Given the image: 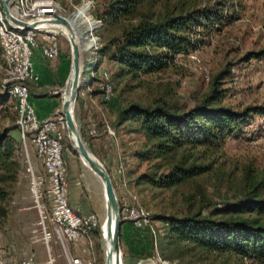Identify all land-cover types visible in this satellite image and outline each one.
<instances>
[{"label":"trees","instance_id":"16d2710c","mask_svg":"<svg viewBox=\"0 0 264 264\" xmlns=\"http://www.w3.org/2000/svg\"><path fill=\"white\" fill-rule=\"evenodd\" d=\"M92 1L90 14L100 25L93 32L99 40L94 62L86 64L95 76L90 84L99 82L104 62L108 65L109 75L104 72L112 93L114 85L122 87L118 97L122 90L138 86L141 78L170 67L178 55L204 46L212 35L220 34L238 19L242 7L241 0ZM262 58L264 50L248 52L241 60ZM0 64L2 67L1 53ZM225 73L223 70L208 80L207 92L188 109L167 107L160 99L148 105L134 101H124L113 109L108 105L107 112H113V119L107 125L119 136L127 186L141 193L187 186L202 177L212 176L220 181L222 172L215 165L226 140L243 137V128L254 117H264V106H246L238 111L221 104L224 91L219 89V80ZM112 98L107 102L99 100L106 105ZM0 114L15 122V102L1 87ZM81 136L86 146L94 138L88 137L83 128ZM19 155L11 135L1 133V217L6 215L1 204L8 198V187L22 169ZM231 175H225L229 186H234L230 198L212 205L197 192L195 208H191L190 197L184 198L182 209L153 216L149 213L151 224L160 225V234L154 226V237L146 232L150 247H154L161 261L264 264V167L256 171L247 165L241 168L238 178ZM140 231L144 230L134 229L133 236L138 238ZM94 236L99 238L98 231ZM137 241L139 238L133 247L129 246L131 242L126 245L129 253L132 254L130 248H138ZM140 251L141 255L131 256L141 259L144 255Z\"/></svg>","mask_w":264,"mask_h":264},{"label":"rangeland","instance_id":"374dc122","mask_svg":"<svg viewBox=\"0 0 264 264\" xmlns=\"http://www.w3.org/2000/svg\"><path fill=\"white\" fill-rule=\"evenodd\" d=\"M55 1L59 3V15L69 20L72 19L76 9L78 10L82 5L81 0ZM241 5L242 7L239 9L238 19L226 27L220 34L212 35L208 42L199 49L186 55H178L167 69L149 75L144 79L141 78L138 86L125 89V91L122 90L121 97L117 96L122 88L121 85L116 86L113 84V98L108 104L111 109L115 106H121L124 101H134L142 105H148L155 99L162 100L167 107L176 109L191 108L209 89L210 81L208 80H211L213 76L223 70L227 71V73L219 80L221 82L219 89L224 91L221 104L230 106L238 111L246 106H264V58L261 60H241L248 52L264 50V0H241ZM90 10L86 12V15L92 22L97 21L92 18ZM75 29L79 31L77 37L81 48L82 67L77 101L79 100V93L86 94V88L89 85L94 96L99 97V92H97L98 90L96 88L97 83L90 84L91 75L95 77L91 70V66L88 65L86 67V64L94 61H92V55L89 53L90 51L83 49L86 36L80 33L85 29V25H75ZM93 32L94 31L91 32L92 35ZM93 36H90L89 33L88 39H94L95 36ZM57 40L61 49L62 58L65 61L66 69L64 75L66 77L70 59L69 47L60 34L57 36ZM190 55L194 56L195 60H191L189 57ZM100 68V70H104L108 73V65L106 63L103 62ZM1 75L2 67L0 64V78ZM59 83L61 85L63 84L61 81ZM57 98L58 104L60 105V96ZM77 106L78 103L77 105L75 103V121L78 119ZM109 112H106L107 115L104 120L106 124L111 123L113 119V112ZM56 114H59V112ZM76 124L81 136V126L83 123L80 122L79 124L76 122ZM11 127L12 129L8 130ZM112 131L114 134L112 141L115 140L117 151L120 152L119 136L116 135L115 130L112 129ZM1 133L6 135L9 134L13 138L19 150L22 169L16 181L8 187V198L6 202L1 204L6 210V215L3 217L0 216V246L3 248L8 245L13 246L15 249L11 256L14 259H19L21 257L20 252L23 250L28 252L31 251L35 264H47V256L43 245L38 241L39 234L34 233V230L37 229V214L33 208L29 190L28 166L44 181L45 174L40 162L37 161L34 156L32 145L27 139L22 141L19 138L14 122H11L10 119L3 114H0V134ZM109 144L111 145L113 143L110 142L105 144V151ZM62 146L65 149L63 152V159H66L65 161L67 163V166L65 163V168H67L66 170L68 171V173H66L68 177V181H66L67 186L71 193L82 196L81 186L83 187V185H85V181L88 185L89 183L86 176L84 177V172L78 162L77 155L73 153L69 146L66 134ZM223 150L222 154L216 160L215 165L218 170L222 172V177L219 182L212 176L202 177L195 179L192 184L187 186H178L170 190H147L141 193L127 186V184L122 187L119 183L122 188L121 192L123 198L120 200V203L118 201V204L124 202L123 204L126 205L130 202L129 196H134L137 203L153 216L156 213H170L177 209H182L184 198L192 197L191 208H195L198 203L197 192H200L203 198L212 205L221 202L225 197L230 198L234 193V186H229L225 176L227 173L231 172V176L238 178L243 166L249 165L256 171L264 167V120H262V118L260 119L258 116L254 117L253 121L243 128V137L235 140H226ZM112 153L113 151H111L108 158L114 161L113 164L117 167L118 163L116 160L112 159ZM98 161L100 162V160ZM34 164L36 166H34ZM143 168L144 165H141L140 170H143ZM87 176L89 177V175ZM83 179L86 180L84 181ZM45 186L46 184L44 183L43 188H45ZM92 188L93 190H90V194L93 197V201L102 206L100 189L95 181L92 182ZM122 205L119 206L121 207ZM46 225L51 234L49 246L51 247L53 264H66L61 255V249L54 241L51 223L46 222ZM151 225L154 226L158 234H160V225L157 222H152ZM140 233L141 235L138 237L139 241L136 243L138 248L135 246L133 249L130 248L132 254L129 253L124 242H122V245L120 244L124 264H136L144 260H150L155 264H159L158 261L161 260L155 255L154 247H150L149 245L150 239L148 233L146 231H140ZM130 235L132 236V244H129V246L133 247V244L135 245V241L138 238L133 236V231H131ZM33 236L36 237L38 242H30ZM94 246L96 264H102L99 238L94 240ZM68 250L71 251V255H75V251H72L70 246ZM140 250H143L142 254L144 255L141 259L131 256L134 253L140 254ZM173 264L180 263L173 262Z\"/></svg>","mask_w":264,"mask_h":264},{"label":"built area","instance_id":"2783aa9c","mask_svg":"<svg viewBox=\"0 0 264 264\" xmlns=\"http://www.w3.org/2000/svg\"><path fill=\"white\" fill-rule=\"evenodd\" d=\"M1 1V0H0ZM81 7L85 6L84 14L93 7L92 0H81ZM80 7V8H81ZM11 15L22 22H33L51 15H59V3L55 0H11L8 5ZM77 11V9H76ZM87 16V15H86ZM62 17V16H61ZM93 31L98 28L99 21H93ZM90 33V32H89ZM56 30L47 28H34L28 31H20L6 21L1 13L0 6V53L2 58L1 89L13 98L15 102L16 119L15 126L19 138L27 139L32 145L34 156L40 162L45 174V181L41 179L28 166L29 190L33 202V208L37 214V229L34 233L39 234V242L42 243L46 253L47 264H53L49 241L51 234L46 222L51 223L54 241L61 249V255L66 264H96L94 233L98 231V223L93 213L82 214L77 209H72L67 203L66 168L63 159L64 148L62 146L65 137V126L60 114L43 120L37 119L34 110L28 102L27 84H37L38 77L32 65V57L36 52L45 62L55 60L60 53ZM90 36H93L90 33ZM94 37V36H93ZM96 40L84 50L90 51L92 61L98 45ZM195 60L194 56H189ZM91 77H93L91 75ZM99 82L96 88L100 100L107 102L112 96V88L109 84L108 75L101 71L98 74ZM87 89V88H86ZM59 89L50 92L56 97ZM79 93V96H83ZM264 120V117H262ZM105 133L112 139L113 131L105 123H102ZM88 137L97 136V128L94 122H89L85 128ZM118 165L115 173L119 182L124 187L123 168L115 158ZM44 183L46 184L43 188ZM130 202L119 205L120 221L127 222L136 230H144L154 237V231L150 222V214L140 206L134 196H129ZM33 236L31 243L38 242ZM69 246L75 255H71ZM13 246H0V264H35L31 251H21L20 258L14 259L11 254ZM159 264H167L158 261Z\"/></svg>","mask_w":264,"mask_h":264},{"label":"water","instance_id":"95a60500","mask_svg":"<svg viewBox=\"0 0 264 264\" xmlns=\"http://www.w3.org/2000/svg\"><path fill=\"white\" fill-rule=\"evenodd\" d=\"M11 0H1V13L6 21L20 31H28L34 28H47L56 30L67 42L69 47V67L62 87L64 97L60 98L59 114L63 118L65 134L72 151L77 155L78 162L83 169L85 190L89 194L92 191V182L95 181L101 194V204L93 201L96 211L93 212L98 223L102 264H124L120 249V209L118 200L105 167L91 153L81 139L77 128L78 119L75 121V108L79 80L81 76V48L73 30L70 20L58 15L33 22H22L14 18L9 12L8 5ZM89 175V177L87 176ZM92 193V192H91ZM136 264H155L150 260L139 261Z\"/></svg>","mask_w":264,"mask_h":264},{"label":"crops","instance_id":"0c3cea01","mask_svg":"<svg viewBox=\"0 0 264 264\" xmlns=\"http://www.w3.org/2000/svg\"><path fill=\"white\" fill-rule=\"evenodd\" d=\"M32 65L34 71L38 77L37 84L34 85L32 83L27 84L28 89V102L32 106L35 116L39 120H43L46 118H51L56 113L59 112V104L58 98L50 94L51 91L60 89L59 82H63L64 73H65V61L61 55V49L59 56L57 59L51 62L43 61L38 54L35 52L32 57ZM62 90H59L60 94ZM62 92L60 94V97ZM108 104L103 105L99 100V97L92 95L90 85L87 86V93L82 97L79 96L78 100V122L83 123L81 126L83 129L89 122H94L97 128V136L91 139L87 145L88 149L91 153L100 160L101 164L105 167L108 172L109 177L111 178V183L114 188L116 197L120 203L122 197L121 186L119 182V178L116 176L115 170L116 166H114L113 162L108 157L111 151L112 159L115 160L116 157L119 159V164L123 167L121 162L122 158L120 152L117 151V146L115 140L112 139L105 133L103 129V122L105 120V116L107 115ZM112 142L113 144H109L107 150L105 151L104 145ZM110 150V151H109ZM34 153V151H33ZM106 153V154H105ZM64 158V157H63ZM66 160V159H65ZM64 160V161H65ZM66 163V161H65ZM34 166H36L34 164ZM67 166V163H66ZM67 169V168H66ZM67 171V170H66ZM68 173V171L66 172ZM115 176V177H114ZM115 179V180H114ZM84 180V179H83ZM123 180L124 179V168H123ZM66 181H68V177L66 176ZM85 185L82 188V196H78V194L71 193L70 189L67 186V203L72 209H77L82 214L85 213H93L96 211L95 205L91 200L89 194L85 190ZM134 229L131 228L130 224L127 222H123L120 226V244L122 242L128 245L132 241L131 231Z\"/></svg>","mask_w":264,"mask_h":264},{"label":"bare ground","instance_id":"6f19581e","mask_svg":"<svg viewBox=\"0 0 264 264\" xmlns=\"http://www.w3.org/2000/svg\"><path fill=\"white\" fill-rule=\"evenodd\" d=\"M84 10H85V6H83V7H81V8H79L74 14H73V16H72V19L70 20V23H71V25H72V28H73V30L74 31H76V29H75V25L77 26V25H80V24H84L85 25V29L80 33L81 35H84V36H86V39H85V41H84V45H83V49H86V48H88L89 46H91L93 43H95V39H88V35H89V32L91 33L92 31H93V27H94V22H92L91 20H90V18L88 17V16H86L85 14H84ZM78 21V22H77ZM77 22V23H76ZM75 24V25H74ZM79 31L77 30L76 31V37H77V34H79L78 33ZM80 36V35H79ZM77 39H78V37H77ZM86 40H88V41H86ZM82 45V44H81ZM62 91V95H61V97L63 98L64 97V90L63 89H61ZM61 92H60V94H61ZM59 94V93H58ZM60 94H59V96H60ZM60 97V98H61Z\"/></svg>","mask_w":264,"mask_h":264}]
</instances>
